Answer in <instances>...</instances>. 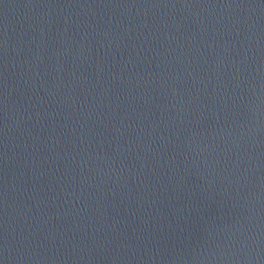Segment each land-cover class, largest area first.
<instances>
[{
	"label": "water",
	"instance_id": "water-1",
	"mask_svg": "<svg viewBox=\"0 0 264 264\" xmlns=\"http://www.w3.org/2000/svg\"><path fill=\"white\" fill-rule=\"evenodd\" d=\"M0 264H264V0H0Z\"/></svg>",
	"mask_w": 264,
	"mask_h": 264
}]
</instances>
